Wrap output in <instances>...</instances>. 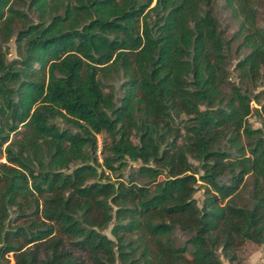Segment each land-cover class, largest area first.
<instances>
[{
    "label": "trees",
    "instance_id": "1",
    "mask_svg": "<svg viewBox=\"0 0 264 264\" xmlns=\"http://www.w3.org/2000/svg\"><path fill=\"white\" fill-rule=\"evenodd\" d=\"M263 19L264 0H0V264L264 247Z\"/></svg>",
    "mask_w": 264,
    "mask_h": 264
},
{
    "label": "rangeland",
    "instance_id": "2",
    "mask_svg": "<svg viewBox=\"0 0 264 264\" xmlns=\"http://www.w3.org/2000/svg\"><path fill=\"white\" fill-rule=\"evenodd\" d=\"M7 51H8L7 53L8 57H13L16 53L12 40L8 42ZM249 120L254 126L261 125L260 121L254 114L249 116ZM0 159H3V157H0ZM194 195L198 199V203H200L202 199V189L199 188ZM105 232L109 233V228L105 229ZM221 260H222V264H263L264 247L260 244L247 240L245 244L242 246V248L239 250L238 259L236 261L229 262L223 256L221 257Z\"/></svg>",
    "mask_w": 264,
    "mask_h": 264
}]
</instances>
